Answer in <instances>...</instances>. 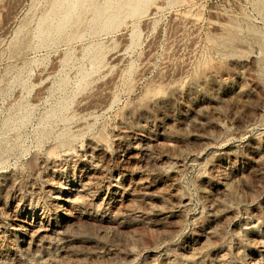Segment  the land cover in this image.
I'll return each mask as SVG.
<instances>
[{
	"label": "rangeland",
	"instance_id": "rangeland-1",
	"mask_svg": "<svg viewBox=\"0 0 264 264\" xmlns=\"http://www.w3.org/2000/svg\"><path fill=\"white\" fill-rule=\"evenodd\" d=\"M126 1L0 0V264H264V0ZM97 144L62 234L23 246L7 210L53 217Z\"/></svg>",
	"mask_w": 264,
	"mask_h": 264
},
{
	"label": "bare ground",
	"instance_id": "bare-ground-1",
	"mask_svg": "<svg viewBox=\"0 0 264 264\" xmlns=\"http://www.w3.org/2000/svg\"><path fill=\"white\" fill-rule=\"evenodd\" d=\"M84 1L85 0H76V3L83 4ZM143 1L144 0H134L131 2L126 1L125 4H127V6L129 7V12L132 15H135L140 10V5ZM71 12H73V9L69 11V13ZM105 13L106 12H104L103 10H98L97 15L98 17H100ZM113 22L114 20H109L105 24L104 29H109ZM233 38V36L228 35L225 40H233ZM233 87L234 85L229 87V89ZM172 91L178 92L180 91V88L178 86H173ZM234 91L236 90L234 89ZM236 94H243V90L239 89ZM154 99V96H152L149 98V101H152ZM203 123L204 121L201 122V124ZM262 133L264 136V131ZM61 143L62 144L59 145L62 146L64 145L63 143L66 142ZM147 146L148 145H146L144 148L145 151L148 150ZM133 148L137 149V147ZM101 149V145L97 144L96 146L89 148L90 152H85L82 149L77 152L78 156L89 160L90 165L89 167H86L84 170L81 171L79 179H75L73 181L68 180L66 182H60V184L62 185L61 188H63V190L59 191L58 196L54 197V206L56 211L53 214V217H51L48 212L43 211V213L35 214L32 220H30L28 211L20 206H17L14 209L12 208L10 210H7V214H5V216L9 218L8 223L6 224L7 228L11 229V231H13L14 233L20 235V242L24 243L23 246L26 245V247L30 249L33 245L38 246L41 242L51 239L53 236L62 234V229L68 221V215H65L62 212V209L66 208L65 206L73 205L75 199L82 192H84L85 189L92 185L94 180L100 178L102 166L101 163L98 161L97 157H94V153L100 151ZM130 149L131 148L128 147L122 155L123 159L118 169V176L116 177L115 175H112L110 179L111 184L114 186V190L117 192L120 189H124L125 185H127L128 178L131 176L130 172H133V170H130L132 157L128 155V151H130ZM68 156L69 154L64 155V157ZM173 166L176 167L177 162H175ZM57 180L61 181L62 179L57 177ZM228 187L229 185L227 183L223 185L224 189H228ZM185 205H187V203H185ZM243 230L253 235V237H255L254 240L256 242L264 244V235L259 232L258 225L256 223L250 222L246 224V226L243 227ZM167 264H171V262H168Z\"/></svg>",
	"mask_w": 264,
	"mask_h": 264
}]
</instances>
